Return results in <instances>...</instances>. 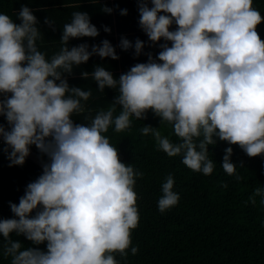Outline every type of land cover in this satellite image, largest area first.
<instances>
[{
	"label": "clouds",
	"instance_id": "9594fccd",
	"mask_svg": "<svg viewBox=\"0 0 264 264\" xmlns=\"http://www.w3.org/2000/svg\"><path fill=\"white\" fill-rule=\"evenodd\" d=\"M138 11L149 46L161 50L147 53L146 63L119 78L100 65L82 71L81 78L91 76L100 92H118L106 110L85 117L87 124L75 123L73 115L85 112L82 101L92 92L71 86L67 76L94 55L118 60L116 48L107 39L70 47L72 39L100 35L89 14L76 11L62 26L60 50L49 59L37 46L42 34L31 8L21 6L20 23L0 13V117L8 124L0 123L3 150L10 167L22 166L33 145L47 157L19 203L9 202L16 218L0 220L7 241L3 255L11 264H121L117 256L126 261L129 249L138 254L132 246L140 218L134 188L143 173L122 162L104 135L112 126L117 133L129 129L132 117L145 120L151 111L161 126L170 125L180 142L152 125L139 131L151 135L159 151L181 156L187 168L206 176L216 166L209 146L218 140L238 145L249 157L264 155V40L257 30L264 17L253 0H138ZM45 23L54 25L49 18ZM145 46L139 38L133 43L122 37L119 44L124 51L134 49L136 57L145 54ZM232 155L227 147L221 166L240 181ZM174 184L171 174L162 183L161 213L180 201ZM256 196L264 205V187L249 197L253 205ZM12 233L34 245L46 242L47 250L25 249Z\"/></svg>",
	"mask_w": 264,
	"mask_h": 264
},
{
	"label": "trees",
	"instance_id": "16d2710c",
	"mask_svg": "<svg viewBox=\"0 0 264 264\" xmlns=\"http://www.w3.org/2000/svg\"><path fill=\"white\" fill-rule=\"evenodd\" d=\"M22 5L31 8L37 17L42 34L37 46L49 59L60 50L62 26L71 22L72 13L76 11L87 12L100 35L72 39L70 47L83 43L99 45L107 39L116 48L118 60L94 55L87 63L75 68L73 75L67 76L71 86L92 92L88 101H82L85 112L73 115L75 123H90L85 117H94L101 109L106 110L118 95L111 88L100 92L91 76L87 80L81 78L82 71L92 72L95 66L100 65L119 78L135 64L146 63L147 53L155 56L161 50L159 45L149 46L148 37L139 26L138 0H0V13L20 23L16 14ZM105 6L112 8L113 12L101 11ZM253 7L264 17V0H253ZM121 9H127L128 14L121 15ZM46 18L54 22L52 27L45 23ZM105 26L111 29L110 33L104 30ZM257 30L264 40V20ZM122 37L133 43L137 38L145 41V54L136 57L134 49L122 50L119 47ZM119 111L117 107V114ZM131 120V127L124 132L117 133L112 126L104 133L119 150L121 161L143 173L142 177H137L134 188L140 218L138 227L132 231V246L138 247L139 251L132 255L129 249L126 261L117 256L121 264H264V205L260 203V196L255 197V205L249 202L254 190L264 187V155L249 157L238 145L218 140L215 146H209V158L216 166L213 173L206 176L187 168L181 156L169 157L159 151L154 138L139 131L145 125H152L173 143L180 142L170 125L161 126L160 118L151 111L145 120L135 117ZM0 123L8 127L6 118L0 117ZM5 147L0 141V220L16 218L9 202L18 204L26 186L43 171L29 158L22 166L10 167L7 153L3 150ZM227 147L233 148L231 159L237 165V174L243 177L240 181L222 169ZM31 148L39 153L34 145ZM43 158L47 161L46 156ZM169 174L174 177L173 190L179 194L180 201L177 206L161 213L158 199L162 195V183ZM225 183L227 188L222 186ZM11 238L19 240L25 249L39 247L47 250L46 242L34 245L15 233ZM5 243L7 241L0 235V264H11V257L3 255Z\"/></svg>",
	"mask_w": 264,
	"mask_h": 264
},
{
	"label": "water",
	"instance_id": "95a60500",
	"mask_svg": "<svg viewBox=\"0 0 264 264\" xmlns=\"http://www.w3.org/2000/svg\"><path fill=\"white\" fill-rule=\"evenodd\" d=\"M0 141L3 142L2 138H0ZM28 158L43 170V163L46 162V160L33 148H31V153Z\"/></svg>",
	"mask_w": 264,
	"mask_h": 264
}]
</instances>
